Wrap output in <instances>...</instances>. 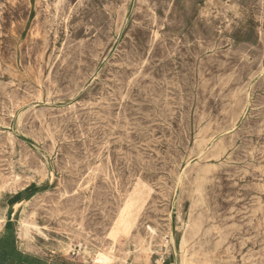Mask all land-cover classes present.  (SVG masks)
Returning a JSON list of instances; mask_svg holds the SVG:
<instances>
[{
	"label": "rangeland",
	"instance_id": "374dc122",
	"mask_svg": "<svg viewBox=\"0 0 264 264\" xmlns=\"http://www.w3.org/2000/svg\"><path fill=\"white\" fill-rule=\"evenodd\" d=\"M166 1L0 0V252L36 247L93 264L80 241L106 237L136 183L125 247L151 254L142 264H177L182 233L201 264H264V0ZM22 209L46 238L18 235Z\"/></svg>",
	"mask_w": 264,
	"mask_h": 264
},
{
	"label": "bare ground",
	"instance_id": "6f19581e",
	"mask_svg": "<svg viewBox=\"0 0 264 264\" xmlns=\"http://www.w3.org/2000/svg\"><path fill=\"white\" fill-rule=\"evenodd\" d=\"M103 1V0H102ZM115 1V0H114ZM117 1V0H116ZM166 1V0H165ZM169 1H171V0H169ZM233 1V0H232ZM238 1H241V0H238ZM14 2V1H13ZM82 2V1H81ZM106 2V1H105ZM128 2V1H127ZM167 2V1H166ZM187 2H188V0H187ZM194 2V1H193ZM210 2V1H209ZM6 3V2H5ZM10 3L12 4V2L10 1ZM40 3V2H39ZM87 3V2H86ZM97 3H100V1L99 2H97ZM107 3H108V1H107ZM125 3H126V1H125ZM136 3V2H135ZM168 3H170V2H168ZM175 3V2H174ZM204 3V2H203ZM233 3H234V1H233ZM242 3V2H241ZM258 3V2H257ZM256 3V4H257ZM260 3V2H259ZM7 4V3H6ZM103 4H104V2H103ZM102 4V5H103ZM264 4V3H263ZM38 5V4H37ZM92 5H94V4H92ZM119 5V4H118ZM126 5H127V3H126ZM173 5V4H172ZM175 5V4H174ZM173 5V6H174ZM203 5V4H202ZM238 5V4H237ZM36 6V5H35ZM41 6V5H40ZM101 6V5H100ZM205 6V5H204ZM208 6V5H207ZM241 6V5H240ZM243 6V5H242ZM257 6V5H256ZM260 6H261V4H260ZM264 6V5H263ZM42 7V6H41ZM93 7V6H92ZM118 7V6H117ZM156 7H157V5H156ZM155 7V8H156ZM178 7V6H177ZM176 7V8H177ZM188 7V6H187ZM4 8V7H3ZM91 8V7H90ZM95 8H96V6H95ZM185 8V7H184ZM183 8V9H184ZM194 8H195V6H194ZM210 8V7H209ZM2 9V8H1ZM40 9V8H39ZM48 9V8H47ZM93 9H94V7H93ZM115 9V8H114ZM163 9V8H162ZM175 9V8H174ZM191 9V8H190ZM205 9H207L206 7H205ZM245 9V8H244ZM249 9V8H248ZM261 10H262V8H260ZM22 10H24V9H22ZM88 10V9H87ZM95 10V9H94ZM100 10V9H99ZM157 10V9H156ZM165 10V9H164ZM186 10V9H185ZM201 10V9H200ZM212 10V9H211ZM246 10V9H245ZM251 10V9H250ZM25 11V10H24ZM96 11H98V10H96ZM95 11V12H96ZM101 11V10H100ZM105 11V10H104ZM112 11V10H111ZM159 11V10H158ZM184 11V10H183ZM193 11V10H192ZM1 12V11H0ZM85 12H86V10H85ZM88 12V11H87ZM90 12V11H89ZM94 12V11H93ZM99 12V11H98ZM103 12V11H102ZM173 12V11H172ZM193 12H195V11H193ZM249 12V11H248ZM13 13V12H12ZM19 13V12H18ZM24 13V12H23ZM22 13V14H23ZM38 14H39V11L37 12ZM166 13V12H165ZM176 13V12H175ZM227 13V12H226ZM37 14V15H38ZM85 14V13H84ZM103 14H104V12H103ZM113 14H114V12H113ZM199 14H200V12H199ZM198 14V15H199ZM204 14V13H203ZM224 14V13H223ZM249 14H251V13H249ZM13 15V14H12ZM27 15V14H26ZM97 15V14H96ZM155 15H157V14H155ZM160 15H161V13H160ZM159 15V16H160ZM167 15H168V13H167ZM197 15V14H196ZM207 15H209V14H207ZM210 15H212V14H210ZM226 15V14H225ZM253 15V14H252ZM259 15V14H258ZM45 16H46V14H45ZM55 16V15H54ZM84 16V15H83ZM83 16H82V18H83ZM113 16V15H112ZM116 16V15H115ZM195 16V15H194ZM201 16V15H200ZM251 16V15H250ZM1 17V16H0ZM33 17V16H32ZM47 17H49V16H47ZM93 17H94V15H93ZM100 17H102V16H100ZM131 17V16H130ZM169 17H170V14H169ZM174 17H176V15L174 16ZM182 17H183V15H182ZM215 17V16H214ZM220 17V16H219ZM230 17V16H229ZM38 18V21H39V17H37ZM96 18H98V17H96ZM129 18V17H128ZM158 18V17H157ZM160 18V17H159ZM198 18H199V16H198ZM206 18V17H205ZM216 18V17H215ZM249 18V17H248ZM257 18V17H256ZM16 19V18H15ZM53 19V18H52ZM79 19V18H78ZM84 20H85V18H83ZM90 19V18H89ZM110 19V18H109ZM123 19V18H122ZM182 19V18H181ZM191 19V18H190ZM194 19V18H193ZM192 19V20H193ZM196 19V18H195ZM19 20V19H18ZM24 20V19H23ZM35 20V19H34ZM83 20V21H84ZM129 20V19H128ZM132 20V19H131ZM185 20V19H184ZM200 20V19H199ZM215 20V19H214ZM263 20V19H262ZM16 21V20H15ZM41 21H43V20H41ZM45 21V20H44ZM77 21H79V20H77ZM87 21H88V19H87ZM217 21V20H216ZM219 21V20H218ZM233 21V20H232ZM247 21V20H246ZM258 21V20H257ZM32 22H34V21H32ZM73 22V21H72ZM187 22V21H186ZM191 22V21H190ZM201 22H203L202 21V19H201ZM209 22V21H208ZM228 22V21H227ZM226 22V23H227ZM231 22V21H230ZM250 22H251V19H250ZM41 23V22H40ZM39 23V24H40ZM75 23V22H74ZM85 23V22H84ZM89 23V22H88ZM99 23H100V21H99ZM189 23V22H188ZM192 23H194V22H192ZM207 23V22H206ZM220 23V22H219ZM232 23V22H231ZM256 23V22H255ZM9 24V23H8ZM38 24V23H37ZM93 24V23H92ZM91 24V25H92ZM101 24V23H100ZM131 24V23H130ZM137 24V23H136ZM209 24H211V23H209ZM233 24H235V23H233ZM11 25V24H10ZM51 25V24H50ZM72 25V24H71ZM75 25H77V24H75ZM81 25V24H80ZM84 25V24H83ZM103 25V24H102ZM107 25V24H106ZM106 25H104V26H106ZM134 25V24H133ZM138 25V24H137ZM195 25H196V23H195ZM253 25V24H252ZM255 25V24H254ZM69 26V25H68ZM123 26V25H122ZM136 26V25H135ZM165 26V25H164ZM163 26V27H164ZM178 26V25H177ZM190 26V25H189ZM188 26V27H189ZM212 26H213V24H212ZM216 26H217V24H216ZM219 26V25H218ZM236 26V25H235ZM238 26V25H237ZM256 26V25H255ZM254 26V27H255ZM258 26V25H257ZM76 27V26H75ZM129 27V26H128ZM148 27V26H147ZM168 27V26H167ZM196 27V26H195ZM35 28V27H34ZM56 28V27H55ZM54 28V29H55ZM79 28V27H78ZM90 28V27H89ZM92 28V27H91ZM90 28V29H91ZM113 28V27H112ZM149 28V27H148ZM169 28V27H168ZM176 28V27H175ZM214 28V27H213ZM251 28V27H250ZM259 28V27H258ZM31 29V28H30ZM29 29V30H30ZM39 29H40V27H39ZM68 29H69V27H68ZM85 29V28H84ZM125 29V28H124ZM185 29V28H184ZM190 29V28H189ZM200 29V28H199ZM223 29V28H222ZM236 29V28H235ZM253 29V28H252ZM36 30V29H35ZM94 30V29H93ZM105 30H106V28H105ZM163 30V29H162ZM173 30V29H172ZM186 30H188L187 28H186ZM213 30H215V29H213ZM261 30V29H260ZM47 31V30H46ZM76 31V30H75ZM81 31V30H80ZM113 31V30H112ZM126 31V30H125ZM156 31V30H155ZM166 31V30H165ZM200 31V30H199ZM59 32V31H58ZM58 32H57V34H58ZM65 32V31H64ZM88 32V31H87ZM97 32V31H96ZM106 32V31H105ZM183 32V31H182ZM214 32V31H213ZM219 32V31H218ZM235 32V31H234ZM241 32H242V30H241ZM245 32V31H244ZM72 33V32H71ZM162 33V32H161ZM166 33V32H165ZM187 33V32H186ZM240 33V32H239ZM260 33V32H259ZM29 34V33H28ZM48 34V33H47ZM92 34V33H91ZM111 34V33H110ZM167 34V33H166ZM185 33H183V35H184ZM214 34V33H213ZM238 33H236V35H237ZM243 34H245V33H243ZM247 34V33H246ZM245 34V35H246ZM73 35V34H72ZM83 35V34H82ZM105 35V34H104ZM163 35V34H162ZM193 35H194V33H193ZM202 35H203V33H202ZM234 35V34H233ZM241 36H242V33L240 34ZM249 35V34H248ZM2 36V35H1ZM44 36V35H43ZM87 36V35H86ZM101 36H103V35H101ZM138 36V35H137ZM164 36V35H163ZM168 36V35H167ZM190 36V35H189ZM257 36V35H256ZM25 37V36H24ZM124 37V36H123ZM127 37V36H126ZM159 37V36H158ZM165 37V36H164ZM204 37V36H203ZM237 37V36H236ZM248 37V36H247ZM34 38V37H33ZM41 38V37H40ZM99 38V37H98ZM110 38V37H109ZM116 38V37H115ZM156 38V37H155ZM154 38V39H155ZM160 38V37H159ZM182 38V37H181ZM186 38V37H185ZM235 38V37H234ZM239 38H241V37H239ZM248 38H250V37H248ZM43 39V38H42ZM51 39V38H50ZM49 39V40H50ZM122 39V38H121ZM134 39V38H133ZM193 39H194V37H193ZM244 39H245V37H244ZM30 40V39H29ZM54 40V39H53ZM98 40H100V39H98ZM136 40V39H135ZM177 40H178V38H177ZM208 40V39H207ZM233 40V39H232ZM237 40V39H236ZM249 40V39H248ZM33 41V40H32ZM43 41V40H42ZM51 41V40H50ZM73 41V40H72ZM80 41V40H79ZM154 41H156V40H154ZM158 41V40H157ZM170 41V40H169ZM175 41V40H174ZM190 41V40H189ZM229 41V40H228ZM255 41V40H254ZM62 42V41H61ZM89 42V41H88ZM90 42H91V40H90ZM191 42V41H190ZM238 42H239V40H238ZM245 42H247V41H245ZM2 43H4V41H2ZM10 43V42H9ZM50 43V42H49ZM92 43V42H91ZM112 43H113V41H112ZM121 43V42H120ZM136 43H137V41H136ZM188 43V42H187ZM224 43V42H223ZM254 43V42H253ZM5 44V43H4ZM30 44V43H29ZM126 44H127V42H126ZM160 44V43H159ZM169 44V43H168ZM190 44V43H189ZM200 44V43H199ZM198 44V45H199ZM54 45V44H53ZM68 45V44H67ZM80 45H81V43H80ZM181 45H182V43H181ZM92 46V45H91ZM99 46V45H98ZM107 46V45H106ZM142 46V45H141ZM163 46V45H162ZM10 47V46H9ZM127 47V46H126ZM166 47V46H165ZM229 47V46H228ZM236 47V46H235ZM240 47V46H239ZM162 48H164V47H162ZM227 48V47H226ZM231 48V47H230ZM24 49V48H23ZM42 49V48H41ZM62 49V48H61ZM106 49V48H105ZM221 49H222V47H221ZM246 49V48H245ZM12 50H13V48H12ZM34 50V49H33ZM54 50V49H53ZM225 50V49H224ZM241 50V49H240ZM247 50V49H246ZM16 51V50H15ZM55 51V50H54ZM60 51V50H59ZM113 51V50H112ZM171 51V50H170ZM190 51V50H189ZM216 51V50H215ZM12 52V51H11ZM109 52V51H108ZM107 52V53H108ZM238 52V51H237ZM243 53H244V51H242ZM241 52V53H242ZM7 53V52H6ZM22 54H23V51L21 52ZM48 53H49V51H48ZM101 53V52H100ZM99 53V54H100ZM21 54V55H22ZM53 54V53H52ZM78 54V53H77ZM85 54V53H84ZM135 54V53H134ZM169 54V53H168ZM239 54V53H238ZM238 54H237V56H238ZM246 54V53H245ZM254 53H252L251 55H253ZM13 55V54H12ZM59 55V54H58ZM87 55V54H86ZM173 55V54H172ZM242 56H243V54H241ZM43 56V55H42ZM46 56V55H45ZM136 56V55H135ZM218 56V55H217ZM247 56V55H246ZM254 56V55H253ZM256 56V55H255ZM257 56H258V54H257ZM59 57V56H58ZM172 57V56H171ZM200 57V56H199ZM245 57V56H244ZM20 58V57H19ZM25 58V57H24ZM99 58V57H98ZM134 58H136V57H134ZM213 58V57H212ZM234 58V57H233ZM239 58V57H238ZM241 58V57H240ZM264 58V57H263ZM36 59V58H35ZM41 59H42V57H41ZM81 59V58H80ZM104 59V58H103ZM169 59V58H168ZM220 59V58H219ZM235 59V58H234ZM243 59V58H242ZM252 59V58H251ZM260 59V58H259ZM258 59V60H259ZM12 60H14V59H12ZM29 60V59H28ZM51 60V59H50ZM136 60V59H135ZM187 60V59H186ZM235 60H237V59H235ZM247 60V59H246ZM253 60V59H252ZM251 60V61H252ZM21 61V60H20ZM26 61V60H25ZM45 61V60H44ZM56 61V60H55ZM97 61H99V60H97ZM102 61V60H101ZM171 61V60H170ZM188 61V60H187ZM105 62H106V60H105ZM173 62V61H172ZM178 62V61H177ZM243 62V61H242ZM261 62V61H260ZM8 63V62H7ZM27 63H28V61H27ZM37 63V62H36ZM42 63V62H41ZM185 63V62H184ZM240 63V62H239ZM145 64V63H144ZM233 64V63H232ZM235 64V63H234ZM34 66H36L35 64H33ZM41 65V64H40ZM63 65V64H62ZM105 65V64H104ZM107 65V64H106ZM241 65V64H240ZM249 65V64H248ZM30 66V65H29ZM28 66V67H29ZM42 66H43V64H42ZM53 66V65H52ZM97 66V65H96ZM49 67V66H48ZM62 67V66H61ZM80 67V66H79ZM85 67V66H84ZM164 67V66H163ZM246 67V66H245ZM35 68V67H34ZM43 68V67H42ZM47 68V67H46ZM8 69V68H7ZM6 69V70H7ZM245 69V68H244ZM36 70V69H35ZM164 70H165V68H164ZM86 71V70H85ZM132 71V70H131ZM167 71V70H166ZM165 71V72H166ZM260 71V70H259ZM252 72V71H251ZM262 72V71H261ZM260 72V73H261ZM26 73V72H25ZM164 73V72H163ZM172 73V72H171ZM178 73V72H177ZM244 73V72H243ZM259 73V72H258ZM169 74V73H168ZM173 74V73H172ZM247 74V73H246ZM249 74V73H248ZM13 75H15V74H13ZM38 75V74H37ZM40 75H41V73H40ZM86 75V74H85ZM244 75V74H243ZM31 76V75H30ZM69 76V75H68ZM166 76V75H165ZM195 76V75H194ZM256 76V75H255ZM261 76V75H260ZM13 76H11V78H12ZM3 78V77H2ZM44 78V77H43ZM263 78V77H262ZM13 79V78H12ZM44 79H46V77L44 78ZM177 78H175V80H176ZM7 80V79H6ZM11 80V79H10ZM67 80V79H66ZM83 80V79H82ZM174 80V81H175ZM242 80V79H241ZM17 81H20V80H17ZM24 81V80H23ZM65 81V80H64ZM68 81V80H67ZM162 81V80H161ZM244 81V80H243ZM34 82H36V80L34 81ZM74 82V81H73ZM194 82H195V80H194ZM26 83V82H25ZM40 83V82H39ZM85 83V82H84ZM177 83H179V82H177ZM255 83V82H254ZM28 84V83H27ZM37 84V83H36ZM164 84V83H163ZM167 84V83H166ZM249 84V83H248ZM22 85V84H21ZM48 85V84H47ZM57 85V84H56ZM60 85V84H59ZM58 85V86H59ZM64 85V84H63ZM262 85V84H261ZM19 86V85H18ZM41 86H42V84H41ZM61 86V85H60ZM59 86V87H60ZM21 87V86H20ZM48 87V86H47ZM254 87H255V84H254ZM262 87H263V85H262ZM33 88V87H32ZM42 88V87H41ZM128 88V87H127ZM142 88V87H141ZM169 88V87H168ZM179 88V87H178ZM246 88H248V87H246ZM246 88H245V90H246ZM170 89V88H169ZM173 89V88H172ZM171 89V90H172ZM10 90V89H9ZM178 90V89H177ZM253 90V89H252ZM19 92H20V90H19ZM126 92V91H125ZM194 92V91H193ZM261 92V91H260ZM38 93V92H37ZM42 93V92H41ZM74 93V92H73ZM247 93V92H246ZM27 94V93H26ZM43 94V93H42ZM141 94V93H140ZM162 94V93H161ZM166 94V93H165ZM182 94V93H181ZM240 94V93H239ZM45 95V94H44ZM104 95V94H103ZM148 95V94H147ZM153 95V94H152ZM167 95V94H166ZM193 95V94H192ZM241 95H242V92H241ZM240 95V96H241ZM262 95V94H261ZM39 96V95H38ZM102 96V95H101ZM161 96V95H160ZM177 96V95H176ZM48 97V96H47ZM76 97V96H75ZM106 97V96H105ZM138 97V96H137ZM152 97V96H151ZM155 97V96H154ZM162 97V96H161ZM174 97V96H173ZM239 97V96H238ZM237 97V98H238ZM50 98V97H49ZM107 98H110V97H107ZM153 98V97H152ZM254 98V97H253ZM52 99V98H51ZM105 99V98H104ZM160 99V98H159ZM164 99V98H163ZM161 100V99H160ZM47 101V100H46ZM69 101V100H68ZM108 101V100H107ZM144 101V100H143ZM182 101V100H181ZM36 102V101H35ZM45 102V101H44ZM50 102V101H49ZM149 102V101H148ZM171 102H173V101H171ZM22 103V102H21ZM96 103V102H95ZM119 103V102H118ZM165 103V102H164ZM46 104V103H45ZM170 104V103H169ZM212 104V103H211ZM71 105V104H70ZM96 105V104H95ZM98 105V104H97ZM166 105V104H165ZM213 105V104H212ZM212 105H210V106H212ZM215 105V104H214ZM19 106V105H18ZM101 106V105H100ZM104 106V105H103ZM142 106H144V105H142ZM167 106V105H166ZM233 106V105H232ZM27 107V106H26ZM81 107V106H80ZM102 107V106H101ZM140 107V106H139ZM193 107V106H192ZM32 107H30V109H31ZM146 108V107H145ZM151 108V107H150ZM210 108V107H209ZM218 108V107H217ZM246 108V107H245ZM102 109V108H101ZM152 109V108H151ZM154 109V108H153ZM158 109V108H157ZM199 109V108H198ZM25 110V109H24ZM28 110V109H27ZM26 110V111H27ZM87 110V109H86ZM89 110V109H88ZM208 110V109H207ZM32 111V110H31ZM34 111V110H33ZM179 111V110H178ZM199 111V110H198ZM253 111V110H252ZM30 112V111H29ZM149 112V111H148ZM147 112V113H148ZM151 112V111H150ZM153 112V111H152ZM107 113V112H106ZM179 113H180V111H179ZM214 114V113H213ZM236 114V113H235ZM248 114V113H247ZM74 115V114H73ZM91 115H92V113H91ZM239 115V114H238ZM22 117V116H21ZM156 118H157V116H156ZM213 118V117H212ZM238 118V117H237ZM249 118V117H248ZM247 118V119H248ZM154 119V118H153ZM232 119V118H231ZM246 119V118H245ZM244 119V120H245ZM250 119V118H249ZM248 119V120H249ZM21 120V119H20ZM19 120V121H20ZM131 120V119H130ZM140 120V119H139ZM150 120V119H149ZM155 120V119H154ZM234 120V119H233ZM232 120V121H233ZM18 121V122H19ZM148 121V120H147ZM146 121V122H147ZM253 121V120H252ZM17 122V123H18ZM178 122V121H177ZM242 122H243V120H242ZM263 122V121H262ZM261 122V123H262ZM20 123V122H19ZM126 124V123H125ZM248 124V123H247ZM23 125H25V124H23ZM246 125V124H245ZM133 126H134V124H133ZM244 126V125H243ZM242 126V127H243ZM247 126V125H246ZM35 127V126H34ZM68 127V126H67ZM121 127V126H120ZM174 127V126H173ZM199 127V126H198ZM231 127V126H230ZM245 127V126H244ZM255 127V126H254ZM36 128V127H35ZM69 128V127H68ZM127 129H129V128H127ZM171 129V128H170ZM199 129V128H198ZM209 129V128H208ZM240 129V128H239ZM256 129V128H255ZM254 129V130H255ZM261 129V128H260ZM34 130V129H33ZM63 130V129H62ZM65 130V129H64ZM101 130V129H100ZM120 130V129H119ZM173 130H175V128L173 129ZM231 130V129H230ZM241 130V129H240ZM242 130H244V129H242ZM248 130V129H247ZM246 130V131H247ZM25 131H27L26 129H25ZM36 131V130H35ZM132 131V130H131ZM236 131V130H235ZM262 131V130H261ZM260 131V132H261ZM62 132V131H61ZM195 132V131H194ZM193 132V133H194ZM222 132V131H221ZM224 132V131H223ZM226 132V131H225ZM257 132V131H256ZM225 134V133H224ZM10 135V134H9ZM170 135V134H169ZM173 135V134H172ZM241 135V134H240ZM14 136V135H13ZM29 136V135H28ZM176 136V135H175ZM216 136V135H215ZM214 136V137H215ZM236 136V135H235ZM42 137V136H41ZM191 137V136H190ZM237 137V136H236ZM238 137H239V135H238ZM248 137V136H247ZM7 138V137H6ZM8 138H10V137H8ZM178 138V137H177ZM227 138V137H226ZM235 138V137H234ZM242 138V137H241ZM245 138V137H244ZM254 138V137H253ZM59 139V138H58ZM190 139V138H189ZM197 139V138H196ZM196 139H194V140H196ZM199 139H201V138H199ZM219 139V138H218ZM238 139V138H237ZM247 139V138H246ZM259 139V138H258ZM9 140V139H8ZM37 140V139H36ZM253 140V139H252ZM263 140V139H262ZM74 141H76V140H74ZM206 141V140H205ZM231 141V140H230ZM69 142V141H68ZM88 142V141H87ZM200 142V141H199ZM207 142H208V140H207ZM220 142V141H219ZM252 142V141H251ZM261 142V141H260ZM4 143V142H3ZM79 143V142H78ZM205 143V142H204ZM257 143V142H256ZM7 144H8V142H7ZM56 144H58L57 142H56ZM72 144V143H71ZM77 144V143H76ZM208 144V143H207ZM237 144H239V143H237ZM10 145V144H9ZM14 145V144H13ZM42 145V144H41ZM59 145V144H58ZM73 145V144H72ZM78 145V144H77ZM76 145V146H77ZM230 145V147L229 148H232L231 147V144H229ZM235 145V144H234ZM240 145V144H239ZM254 145V144H253ZM18 146V145H17ZM75 146V147H76ZM223 146V145H222ZM241 146V145H240ZM56 147V146H55ZM189 147V146H188ZM201 147V146H200ZM204 147V146H203ZM218 147V146H217ZM254 146H252V148H253ZM202 148V147H201ZM205 148V147H204ZM220 148V147H219ZM218 149V148H217ZM245 149V148H244ZM264 149V148H263ZM262 149V150H263ZM107 150H109V149H107ZM221 150H223V149H221ZM250 150V149H249ZM252 150V149H251ZM18 151V150H17ZM198 151V150H197ZM208 151V150H207ZM225 151V150H224ZM224 151H223V153H224ZM227 151H228V149H227ZM8 152V151H7ZM204 152H205V150H204ZM231 152V151H230ZM229 152V154H231ZM256 152V151H255ZM218 153L220 154L221 153V151H218ZM106 154V153H105ZM185 154V153H184ZM235 154V153H234ZM261 154V153H260ZM10 155V154H9ZM53 155V154H52ZM55 155V154H54ZM198 155V154H197ZM199 155H201V154H199ZM233 155V154H232ZM250 155V154H249ZM259 155V154H258ZM56 156V155H55ZM168 156V155H167ZM170 156V155H169ZM222 156H223V154H222ZM221 156V157H222ZM228 156V155H227ZM226 156V157H227ZM261 156V155H260ZM17 157V156H16ZM186 157H188V156H186ZM225 157V158H226ZM231 157V156H230ZM19 158V157H18ZM18 158L16 159L17 161H18ZM171 158V157H170ZM199 157L197 156V159H198ZM224 158V157H223ZM241 158V157H240ZM251 158V157H250ZM57 159V158H56ZM100 159V158H99ZM219 159V158H218ZM227 159V158H226ZM225 159V160H226ZM258 159H260V158H258ZM116 160V159H115ZM120 160V159H119ZM217 160V159H216ZM215 160V161H216ZM264 160V159H263ZM20 161V160H19ZM262 161V160H261ZM100 162V161H99ZM259 162H260V160H259ZM40 163V162H39ZM87 163V162H86ZM101 163V162H100ZM117 163V162H116ZM200 163V162H199ZM209 163V162H208ZM249 163V162H248ZM253 163V162H252ZM255 163V162H254ZM253 163V164H254ZM12 164V163H11ZM95 164V163H94ZM233 164H235V163H233ZM256 164H258V162L256 163ZM18 165V164H17ZM46 165V164H45ZM85 165H87V164H85ZM88 165H90V164H88ZM96 165V164H95ZM94 165V166H95ZM166 165V164H165ZM230 165V164H229ZM240 165V164H239ZM251 165V164H250ZM19 166H21V165H19ZM254 166V165H253ZM263 166V165H262ZM93 167V166H92ZM245 167V166H244ZM257 167V166H256ZM9 168V167H8ZM260 168H261V166H260ZM78 169V168H77ZM92 169V168H91ZM228 169V168H227ZM248 169V168H247ZM10 170V169H9ZM79 170V169H78ZM116 170H117V168H116ZM231 170V169H230ZM229 170V171H230ZM23 171V170H22ZM249 171H251V170H249ZM257 171H259V170H257ZM124 172V171H123ZM181 172H182V170H181ZM221 172H223V171H221ZM224 172H225V170H224ZM254 172H255V169H254ZM108 173V172H107ZM251 173V172H250ZM256 173H258V172H256ZM261 174V173H260ZM178 175V174H177ZM179 175H180V173H179ZM222 175V174H221ZM240 175V174H239ZM27 176V175H26ZM29 176V175H28ZM27 176V177H28ZM183 176V175H182ZM46 177V176H45ZM108 177V176H107ZM222 177V176H221ZM245 177V176H244ZM12 178V177H11ZM16 178V177H15ZM224 178V177H223ZM264 178V177H263ZM24 179H27L26 177L24 178ZM32 179V178H31ZM41 179V178H40ZM44 179V178H43ZM239 179V178H238ZM16 180V179H15ZM42 180V179H41ZM222 180V179H221ZM225 180V179H224ZM260 180V179H259ZM95 181V180H94ZM231 181V180H230ZM239 181V180H238ZM257 181V180H256ZM24 182V181H23ZM30 182V181H29ZM258 182V181H257ZM260 182H262L261 180H260ZM27 183V182H26ZM115 183V182H114ZM129 182H127V184H128ZM225 183H227V182H225ZM236 183V182H235ZM228 184V183H227ZM244 184V183H243ZM8 185V184H7ZM116 185V184H115ZM223 185V184H222ZM229 185V184H228ZM240 185V184H239ZM13 186V185H12ZM87 186V185H86ZM113 186V185H112ZM135 186H136V183L133 185V187H132V189H131V191L127 194V196H126V198H125V200H124V202H123V204L121 205V207H120V209H119V212H118V215H117V218L115 219V222L113 223V225L111 226V228H110V230H109V232L107 233V235H106V237L101 241V242H99V243H96V241L95 242H90V241H84L83 242V240H81L80 241V243H79V245H80V247L79 248H81V252L79 253V254H81L82 256H83V258L84 259H87L88 260V262L89 263H93V264H142V259H145V261L146 262H149V257L148 256H150V255H148V253L146 252V251H143V249L144 248H142L140 245L137 247V246H128V247H125V244L127 245V244H129V238H130V236H131V232H132V228H135V223H136V220H137V214H138V212H139V210H140V208L137 206V203H139V201L138 200H136L135 198H136V196H137V194H136V190H135ZM227 187V186H226ZM240 187V186H239ZM253 187V186H252ZM251 187V188H252ZM260 187V186H259ZM262 187V186H261ZM17 188V187H16ZM57 188V187H56ZM125 188V187H124ZM128 188V187H127ZM236 188V187H235ZM237 188H238V186H237ZM251 188H249L250 190H251ZM1 189V188H0ZM86 189V188H85ZM240 189V188H239ZM253 189H255V187L253 188ZM256 189H257V186H256ZM255 189V190H256ZM240 190H242V189H240ZM248 190V189H247ZM259 190V189H258ZM257 190V191H258ZM17 191V190H16ZM181 191V190H180ZM189 191V190H188ZM238 191V190H237ZM256 191V192H257ZM261 191V190H260ZM3 192V191H2ZM224 192H226L225 190H224ZM254 192V191H253ZM7 193V192H6ZM78 193V192H77ZM80 193V192H79ZM235 193V192H234ZM258 193V192H257ZM9 194V193H8ZM7 194V195H8ZM14 194V193H13ZM12 194V195H13ZM81 194V193H80ZM208 194V193H207ZM232 194V193H231ZM261 194V193H260ZM119 195V194H118ZM258 195V194H257ZM262 195V194H261ZM101 196V195H100ZM236 196V195H235ZM78 197H80V196H78ZM118 197V196H117ZM259 198V197H258ZM86 199V198H85ZM187 199V198H186ZM209 199V198H208ZM35 200V199H34ZM84 200V199H83ZM219 200V199H218ZM254 200V199H253ZM264 200V199H263ZM36 201H37V199H36ZM109 201V200H108ZM112 201V200H111ZM255 201V200H254ZM38 202V201H37ZM252 202V201H251ZM63 203V202H62ZM79 203V202H78ZM229 203H231V202H229ZM236 203V202H235ZM37 204V203H36ZM86 204V203H85ZM91 204V203H90ZM248 204V203H247ZM244 205V204H243ZM264 205V204H263ZM25 206V205H24ZM86 206V205H85ZM182 206H183V204H182ZM222 206V205H221ZM225 206V205H224ZM232 206V205H231ZM79 207V206H78ZM84 207V206H83ZM94 207H95V205H94ZM114 207V206H113ZM119 207V206H118ZM234 207H235V205H234ZM254 207V206H253ZM228 208V207H227ZM46 209V208H45ZM26 210H27V208H26ZM44 211V210H43ZM20 212V211H19ZM64 212V211H63ZM179 212V211H178ZM257 212V211H256ZM50 213V212H49ZM105 213V212H104ZM179 213H181V211L179 212ZM68 214V213H67ZM178 214V213H177ZM261 214V213H260ZM229 215V214H228ZM241 215V214H240ZM259 215V214H258ZM51 216V215H50ZM88 216V215H87ZM186 216V215H185ZM52 217V216H51ZM59 217V216H58ZM85 217V216H84ZM93 217V216H92ZM99 217V216H98ZM103 217V216H102ZM219 218V217H218ZM220 218H221V216H220ZM248 218V217H247ZM249 219H250V217H249ZM3 218L0 216V224L3 222ZM39 220V219H38ZM50 220V219H49ZM46 221V220H45ZM69 221V220H68ZM138 221H140V220H138ZM53 222V221H52ZM87 222V221H86ZM231 222V221H230ZM234 222V221H233ZM108 223V222H107ZM182 223V222H181ZM189 223V222H188ZM220 223V222H219ZM241 223V222H240ZM63 224H64V222H63ZM109 224V223H108ZM161 224V223H160ZM226 224V223H225ZM147 225V224H146ZM71 226V225H70ZM183 226V225H182ZM221 226V225H220ZM251 226V225H250ZM17 227H18V235L20 236V237H22V238H24V239H27V240H31V238H34V237H36V236H40V237H43V238H46V230H44L43 228H42V225H40V223H38V221L34 218V214H32V213H26L25 212V210L24 209H22V211H21V214L19 215V218L17 219ZM55 227V226H54ZM57 227V226H56ZM59 227V226H58ZM65 227V226H64ZM154 227V226H153ZM163 227V226H162ZM161 227V228H162ZM223 227V226H222ZM254 227V226H253ZM59 228H62V227H59ZM69 228V227H68ZM137 228V227H136ZM181 228V227H180ZM243 228V227H242ZM48 229H49V227H48ZM56 229V228H55ZM155 229V228H154ZM154 229H152V228H150L149 227V230L151 231V232H154ZM257 229H258V227H257ZM263 229V228H262ZM62 230V229H61ZM142 230V229H141ZM169 230V229H168ZM182 230V229H181ZM248 230V229H247ZM50 231V230H49ZM158 231V230H157ZM183 231V230H182ZM193 231V230H192ZM53 232V231H52ZM63 232H64V230H63ZM116 232H118V235L117 234H115ZM134 232V231H133ZM166 232V231H165ZM179 232V231H178ZM217 232V231H216ZM247 232V231H246ZM262 232H264V231H262ZM60 233V232H59ZM64 233H67V232H64ZM156 233V232H155ZM159 233V232H158ZM158 233H156V234H158ZM171 233V232H170ZM51 234V233H50ZM62 234V233H61ZM105 234V233H104ZM103 234V235H104ZM147 234V233H146ZM166 234H167V232H166ZM235 234V233H234ZM237 234V233H236ZM57 235V234H56ZM68 235V234H67ZM73 235H75V234H73ZM82 235H83V233H82ZM162 236H163V234H161ZM239 235V234H238ZM52 236V235H51ZM58 236V235H57ZM60 236H62V235H60ZM71 236V235H70ZM85 236V235H84ZM139 236V235H138ZM141 236V235H140ZM148 236V235H147ZM154 236V235H153ZM157 236V235H156ZM253 236V235H252ZM80 237V236H79ZM82 237V236H81ZM88 237V236H87ZM234 237V236H233ZM17 238V237H16ZM56 238H58V237H56ZM61 238V237H60ZM83 238V237H82ZM92 238V237H91ZM148 238V237H147ZM253 238V237H252ZM259 238V237H258ZM21 239V238H20ZM141 239V238H140ZM191 239L192 238H187L186 237V235H185V233H182V235H181V238H180V241H179V244H178V246H177V256H178V261H177V264H201V262H200V260L199 259H197L198 258V256L200 255L199 254V252H197L196 251V249H195V247H194V243H193V241L191 242ZM248 239V238H247ZM250 239V238H249ZM26 240V241H27ZM42 240V239H41ZM45 240V239H44ZM60 240V239H59ZM65 240V239H64ZM76 240H78V239H76ZM76 240H74V241H76ZM169 240V239H168ZM240 240V239H239ZM58 241V240H57ZM72 240H68L67 242H65L63 245H62V248H63V251H64V253H65V255H66V253H68L69 252V249L72 247V244L70 243ZM141 241H142V239H141ZM140 241V242H141ZM170 241L172 242L173 241V239H172V237H171V239H170ZM228 241V240H227ZM244 241V240H243ZM252 241V240H251ZM256 241V240H255ZM78 242V241H77ZM232 242V241H231ZM254 242V241H253ZM259 242H260V240H259ZM164 243V246L166 247V249L168 250V248H169V243H168V241L166 242H163ZM234 243H236V242H234ZM250 243V242H249ZM262 243H263V241H262ZM30 244V243H29ZM32 244V243H31ZM147 244V243H146ZM226 244V243H225ZM236 245V244H235ZM234 245V246H235ZM30 246V245H29ZM144 246V245H143ZM146 246V245H145ZM33 247V246H32ZM38 247H39V245H38ZM45 247V246H44ZM50 247V246H49ZM159 247H162V246H160L159 245ZM225 247V246H224ZM242 247V246H241ZM22 248V247H21ZM34 248V247H33ZM36 248V247H35ZM82 248H83V250H82ZM141 248H142V252H141ZM236 248V247H235ZM239 248V247H238ZM261 248V247H260ZM252 249V248H251ZM259 249V248H258ZM150 250V249H149ZM160 250V249H159ZM166 250V251H167ZM201 250H202V248H201ZM209 250V249H208ZM219 250V249H218ZM221 250V249H220ZM264 250V249H263ZM203 251V250H202ZM258 251V250H257ZM261 251V250H260ZM35 252V251H34ZM165 252V251H164ZM173 252V251H172ZM237 252H238V250H237ZM246 252V251H245ZM248 252V251H247ZM251 252V251H250ZM249 252V253H250ZM52 253H54V252H52ZM63 253V254H64ZM155 253V252H154ZM224 253V252H223ZM236 253V252H235ZM254 253V252H253ZM30 254V253H29ZM43 254V253H42ZM55 254V253H54ZM213 254V253H212ZM225 254H227V253H225ZM255 254V253H254ZM174 255V254H173ZM202 255V254H201ZM214 255V254H213ZM228 255H231V254H228ZM243 255V254H242ZM264 255V254H263ZM42 256V255H41ZM167 256V255H166ZM62 257V256H61ZM64 257V256H63ZM81 257V256H80ZM210 257V256H209ZM213 257V256H212ZM219 257V256H218ZM231 257V256H230ZM257 257V256H256ZM263 257V256H262ZM68 258V257H67ZM66 258V259H67ZM82 258V259H83ZM211 258V257H210ZM209 258V259H210ZM214 258V257H213ZM220 258V257H219ZM218 258V259H219ZM250 258V257H249ZM248 258V259H249ZM252 258V257H251ZM254 258V257H253ZM260 258H261V256H260ZM160 259H162V258H160ZM203 259V258H202ZM215 259V258H214ZM247 259V258H246ZM155 260V259H154ZM153 260V261H154ZM212 260V259H211ZM210 260V261H211ZM223 260V259H222ZM232 260V259H231ZM238 260V259H237ZM245 260V259H244ZM260 260V259H259ZM203 261V260H202ZM253 261V260H252ZM256 261V260H255ZM219 262H220V260H219ZM247 262V261H246ZM258 262V261H257ZM260 262V261H259ZM154 263H155V261H154ZM203 263H205L204 261H203ZM227 263V262H226ZM230 263V262H229ZM233 263H234V261H233ZM156 264V263H155ZM158 264H160L159 263V261H158ZM216 264V263H215ZM219 264V263H218ZM228 264V263H227ZM247 264V263H246ZM251 264V263H250ZM260 264V263H259Z\"/></svg>",
	"mask_w": 264,
	"mask_h": 264
},
{
	"label": "crops",
	"instance_id": "0c3cea01",
	"mask_svg": "<svg viewBox=\"0 0 264 264\" xmlns=\"http://www.w3.org/2000/svg\"><path fill=\"white\" fill-rule=\"evenodd\" d=\"M21 247L16 245L12 252L6 250L0 252L4 256V264H70L62 258L53 256L49 249L39 250V248L28 249Z\"/></svg>",
	"mask_w": 264,
	"mask_h": 264
},
{
	"label": "trees",
	"instance_id": "16d2710c",
	"mask_svg": "<svg viewBox=\"0 0 264 264\" xmlns=\"http://www.w3.org/2000/svg\"><path fill=\"white\" fill-rule=\"evenodd\" d=\"M4 261H5L4 256L0 254V264H4Z\"/></svg>",
	"mask_w": 264,
	"mask_h": 264
}]
</instances>
